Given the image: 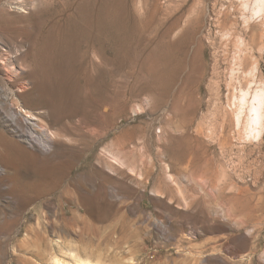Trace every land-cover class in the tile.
I'll use <instances>...</instances> for the list:
<instances>
[{"label":"rangeland","instance_id":"obj_1","mask_svg":"<svg viewBox=\"0 0 264 264\" xmlns=\"http://www.w3.org/2000/svg\"><path fill=\"white\" fill-rule=\"evenodd\" d=\"M81 1L0 0V57L26 69L0 84V129L39 155L67 157L89 139L65 182L85 174L102 216L85 214L96 226L85 230L76 196L24 189L0 160V264H48L55 250L38 259L29 227L62 244L70 263L74 252L93 264H264V42L250 45L264 38V0L250 11L242 0H113L130 36L94 72L104 85L53 104L27 77L28 53L40 22H63ZM167 45L180 62L172 69ZM250 96L255 104L241 107ZM19 104L53 132L49 151L5 125L23 121Z\"/></svg>","mask_w":264,"mask_h":264},{"label":"bare ground","instance_id":"obj_2","mask_svg":"<svg viewBox=\"0 0 264 264\" xmlns=\"http://www.w3.org/2000/svg\"><path fill=\"white\" fill-rule=\"evenodd\" d=\"M242 1L244 9L248 11H250V6L252 4L256 5L259 2V0ZM49 14L50 13H48V15ZM118 14L113 0H82L74 12L70 13L63 22L56 20L40 22L38 42L36 41L37 43H34L35 46L28 53L27 66L29 71L27 72V77L35 83L37 90L42 91V98H44V100L56 104L69 99L71 97L70 92L79 85H83L93 92L94 88H96L95 86L100 84L104 85L105 80L103 76H100V74L95 75L94 72L96 73L101 66L106 64V60L108 59L106 52L108 50L112 52L109 60L115 63L120 53L124 50L130 36L129 28L121 21ZM262 42H264V38L262 39L261 30L259 40L255 42L253 37L250 45L252 49H255L257 45L260 44L261 46ZM81 46L84 48L83 55L81 61L78 62L79 55L77 52L79 48H82ZM171 47L172 45H167L166 47V60L169 69L178 66L180 63L177 57L172 54ZM91 52L94 58L90 57L89 53ZM88 57V63L84 64V60ZM25 70L26 69L22 67H20L19 70L15 62H9L5 57H0V84L6 83L10 85L13 77L20 76L21 78V74ZM120 75L122 77L127 76L123 74ZM113 82L116 84L119 81L113 80ZM23 84L24 82L16 84L11 90V95L16 96L17 90L23 89ZM150 91L152 92L151 88ZM3 104H5L3 101L0 102L1 106ZM253 104H255V101L250 96L241 104V107L245 106V109L248 107V110H250ZM16 110V115L23 114L22 112H24V119L15 126H12V124H5L7 128H10L12 133L20 136L33 148H36L35 150L48 149L49 151L50 145L48 140L53 137V132L44 124L32 121H38L39 114L26 110L21 104L16 106ZM12 117H14V115H12ZM56 121L61 122L62 131H70L69 124L63 122L60 117H57ZM13 123H16V121ZM24 124L26 133L20 130ZM89 142V139H83L82 144L84 147L75 148L67 157H63L57 150L45 155H39L36 153H28L16 147V144L11 138L0 129V160L12 169V176L24 189H33L42 195H48L54 192L58 194L57 196L59 198L67 197L71 200H74L76 196L77 202H80L82 209L80 213L78 212L80 218L78 220L81 221L80 223L83 224L85 230H90L91 228L96 229V226L89 223L85 218V214L95 217L102 216V214H98L99 210L97 211L99 204L96 196L92 195L93 192L91 193L87 188L88 180L86 175H77L69 182V185L65 182L70 168L77 160L84 156L86 150L89 148ZM59 152H61L60 149ZM57 202H59V200ZM72 203L75 204L74 202ZM39 223L40 222L37 224ZM28 232L29 234L26 236L25 243L31 248L32 246L36 247L32 252L38 259L50 256L52 254L51 250H55L53 252L54 255L50 256L48 264H93L88 261L89 259L86 260L80 256L81 254L74 252L70 255L73 263L65 261L66 259L63 260L62 257V259L59 258L60 256L58 257L60 252H64L59 249L63 247L62 244L56 240V242H51V240L47 238L45 230L37 227H29ZM95 232L97 231L95 230ZM78 252L85 254L86 246L85 249L82 248Z\"/></svg>","mask_w":264,"mask_h":264}]
</instances>
